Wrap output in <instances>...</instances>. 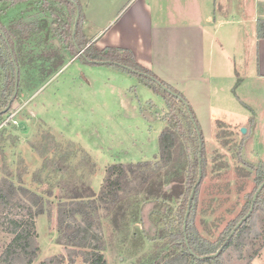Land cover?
<instances>
[{
    "label": "rangeland",
    "instance_id": "rangeland-1",
    "mask_svg": "<svg viewBox=\"0 0 264 264\" xmlns=\"http://www.w3.org/2000/svg\"><path fill=\"white\" fill-rule=\"evenodd\" d=\"M80 1L90 38L100 31L103 38L126 26L124 21L133 5L150 2L154 41L157 37L159 40L154 43V53L158 54L160 36L169 33L170 14L179 15L178 20L183 17L174 0ZM257 1L248 0L241 6L239 0H229V10L221 17L224 11L217 0L216 15L227 21L218 28L219 35L233 32L227 36L233 51H227L230 58L223 59L214 70L215 81L173 86L191 106L203 134L207 171L198 193L195 223L211 240L241 217L256 191L255 171L264 167V75H259L264 72V55L261 61L253 21L264 17V0ZM19 6L11 7L7 17L17 15ZM236 30L239 34L246 32V50L239 43L241 38L244 41L242 34L234 39ZM31 71L30 84L0 118V175L46 199V211L34 218L39 250L31 264H38L53 255H66L63 245L56 241V203L60 195H68V181L85 182L98 192L111 164L152 160L167 122V107L135 76L108 65L68 56L50 74L40 76L38 70ZM151 206L143 204L141 222L136 224L145 231L153 230L149 222ZM18 211L5 215L7 210H0V256L12 238L5 217ZM106 225L103 222L104 228ZM104 240L107 264H151L149 258L155 253L151 241H146L142 252L128 254V247L131 252L137 248L123 244L112 231ZM63 264L70 263L66 259ZM74 264L83 263L77 258ZM219 264H264V192L247 227L223 250Z\"/></svg>",
    "mask_w": 264,
    "mask_h": 264
},
{
    "label": "trees",
    "instance_id": "trees-1",
    "mask_svg": "<svg viewBox=\"0 0 264 264\" xmlns=\"http://www.w3.org/2000/svg\"><path fill=\"white\" fill-rule=\"evenodd\" d=\"M16 5H20L18 14L8 18V10ZM77 9L79 18L73 35ZM83 20L78 0H0V118L6 113L1 110L9 104L14 91L15 65L18 88L7 110L30 84L29 71L38 70L40 76L50 74L70 56L135 76L164 100L167 122L159 134L158 152L152 160L111 164L98 192L85 182L68 181V195H60L56 203V241L63 245L66 255H53L38 264H63L66 259L74 264L77 258L83 264H107L104 238L111 231L121 237L123 244L127 242L137 248L131 252L128 247V254L142 252L146 241H151L155 250L149 258L151 264H219L223 250L247 227L260 205L264 186L258 188L264 181V167L255 171L257 195L255 199L250 197L239 214L241 217L232 221L219 238L211 240L203 236L195 219L207 159L194 111L180 91L140 65L130 49L97 48L83 29ZM256 33L258 38H264V18L256 21ZM199 167L201 179L196 185ZM166 185L170 187L165 189ZM45 203L43 194L15 185L8 176L0 175V210H7V215L20 209L12 217H5L12 238L0 256V264H31L36 258L39 248L34 218L46 211ZM146 203L152 205L149 222L153 230L148 231L136 225L141 222L140 212ZM103 222H107L106 228Z\"/></svg>",
    "mask_w": 264,
    "mask_h": 264
},
{
    "label": "crops",
    "instance_id": "crops-1",
    "mask_svg": "<svg viewBox=\"0 0 264 264\" xmlns=\"http://www.w3.org/2000/svg\"><path fill=\"white\" fill-rule=\"evenodd\" d=\"M220 1L224 11L222 17L226 15L225 11L229 10V0ZM239 1L241 6L243 4L246 6L248 3V0ZM259 1L262 0H258L257 3ZM78 2L81 3L80 0ZM173 5L177 6L183 17L178 20L179 15L170 14L169 33L167 36H160L161 54L154 53V43L159 40L157 37L154 41L153 8L148 1L136 2L133 5L129 18L124 21L126 26L119 30L117 28L111 34L106 33L103 38L99 36L100 31L91 38V41L99 49L108 46L130 49L140 65L151 70L172 87L199 86L202 81L210 83L217 80L214 70L223 59L224 62L226 61L229 56L228 50L233 52L227 44V36L233 35V32L227 31L225 36L219 35L218 28L225 26L226 20L220 17L218 19L216 15L217 0H174ZM232 21L231 19V23ZM87 24L88 22L84 19L83 29L86 33ZM238 34L236 30L234 39H238ZM240 34L243 35L244 41L241 38L239 43L246 50L248 42L246 32L243 30ZM257 41L258 52L261 51V61H263L264 38L257 37ZM262 74L264 75V72H259V75Z\"/></svg>",
    "mask_w": 264,
    "mask_h": 264
},
{
    "label": "water",
    "instance_id": "water-1",
    "mask_svg": "<svg viewBox=\"0 0 264 264\" xmlns=\"http://www.w3.org/2000/svg\"><path fill=\"white\" fill-rule=\"evenodd\" d=\"M78 18H79V11H78V9H77V12H76V15H75V23H74V27H73V35H74L75 31H76V25H77V20H78ZM17 88H18V68H17V66L15 65V85H14V91H13L12 97H11V99H10V101H9V104H8L5 108H3V109L1 110V113L7 111V109L9 108L10 103L13 101V99H14L15 96H16ZM163 88H164V89H167L165 86H163ZM167 90H168V92H169L170 94H172V95L178 97L180 100L184 101L182 97L178 96V95H177L175 92H173L172 90H169V89H167ZM185 105L188 106L186 102H185ZM192 120H193V118H192ZM241 131H242V132H245L246 129H245V128H242ZM199 141H200V140H199ZM199 146H201V143H199ZM199 162H200V158H199ZM200 179H201V167H199V173H198V179H197L196 185L200 182ZM196 185H195V186H196ZM263 186H264V181L261 183V185L259 186L258 190H260ZM194 188H195V187H194ZM194 188H193L192 191H191L190 198H189L190 200L192 199V196H193V193H194ZM256 195H257V192L253 195V199L256 198ZM251 209H252V207L250 208V211H251ZM188 213H189V205H188V208H187V211H186V214H185V218H184V221H183V228H185V222H186V219H187ZM248 214H249V213H248ZM248 214H247L245 217H243L242 220H244V219L248 216ZM240 223H241V221H240L238 224H240ZM223 245H224V244H223ZM223 245H222V247H223ZM219 251H220V249H219L215 254H212V255H216Z\"/></svg>",
    "mask_w": 264,
    "mask_h": 264
}]
</instances>
